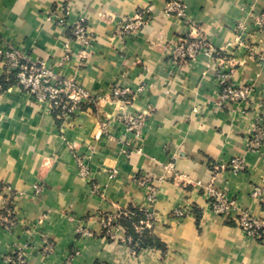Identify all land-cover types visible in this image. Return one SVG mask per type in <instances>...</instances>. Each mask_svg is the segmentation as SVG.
<instances>
[{
	"label": "crops",
	"instance_id": "0c3cea01",
	"mask_svg": "<svg viewBox=\"0 0 264 264\" xmlns=\"http://www.w3.org/2000/svg\"><path fill=\"white\" fill-rule=\"evenodd\" d=\"M167 1L0 0V44L54 68L92 97L59 119L16 85L0 91V210L11 202L15 211L13 229L0 228V264L14 253H23V264H264V243L213 215L203 190L211 184L240 209L264 216V205L250 196L255 187L264 190V138L258 151L248 150L256 125L264 130V62L245 47L264 51V32L253 23L264 0H179L187 21L167 16ZM66 11L70 22L84 18L93 37L88 48L56 24ZM138 13L134 37L114 35ZM187 34L219 54L206 50L172 65V45ZM65 53L70 60L60 68ZM217 57L228 61L238 86L254 88L249 100L221 103ZM115 87L127 89V105L112 100ZM123 113L142 115L140 135L126 130ZM234 157L245 170L220 168ZM140 175L155 187L152 202L148 186L134 179ZM133 209L152 213L145 227L150 244L138 251L123 242L121 226L114 239L102 235L97 217ZM81 228L91 236L79 234Z\"/></svg>",
	"mask_w": 264,
	"mask_h": 264
},
{
	"label": "built area",
	"instance_id": "2783aa9c",
	"mask_svg": "<svg viewBox=\"0 0 264 264\" xmlns=\"http://www.w3.org/2000/svg\"><path fill=\"white\" fill-rule=\"evenodd\" d=\"M165 14L169 17L175 16L187 21L186 7L179 0H168L165 5ZM70 13L66 11L65 16L55 17L56 24L66 30L70 39H73L83 45L86 49L92 44V35L87 28L83 17H78L73 21H68ZM253 23L260 32H264V12L256 17H253ZM142 25L141 14H136L131 19H124L116 27L114 35L122 39L134 37ZM189 33L194 32L195 26L189 24ZM244 25L239 23L235 26L238 31V36L241 38V32ZM239 40V38H238ZM240 41V40H239ZM245 47L250 58H256L264 62V51L258 54L255 49L245 44ZM209 50L211 54L218 55V51L207 40L201 36H191L187 34L185 38L178 39L172 45L170 60L172 65H179L187 61H194L203 51ZM70 56L65 53L58 66L60 68L68 64ZM218 67L216 69V78L220 85L221 103L226 105H235L242 101L249 100L253 87L250 85L238 86L233 81L232 70L227 67L228 61L224 58L217 57ZM0 63L4 68V73H15L17 83L23 92L31 95L39 102L47 103L49 111L52 115L59 119H69L74 112L80 109V105L84 102L92 100L89 93L82 88L76 81L63 78L57 71L43 62H32L24 56H21L15 49L10 46L0 44ZM127 89L115 87L111 91V98L115 101H122L125 105L129 103ZM261 105L264 107V97L261 100ZM119 120L125 125L126 130L131 134L138 136L142 132L143 117L140 114L123 113ZM264 130L260 125L254 128L253 138L248 145V150L256 152L259 150L263 141ZM127 151V150H126ZM79 173L83 178L89 176V172L84 164L82 157H76ZM221 169H229L232 172L238 173L245 170L244 161L240 157H234L226 166H221ZM139 184L147 185L150 192L148 200L154 199L155 187L151 184L149 178L145 176L134 177ZM35 191L39 192L41 187L35 186ZM93 191H97L96 187H92ZM207 197V204L213 215L231 219L237 227L241 229L244 235L248 238L258 239L264 243V216H255L248 210L240 209L236 201L224 195V193L209 184L203 187ZM252 199L259 201L264 205V190L260 187H255L250 192ZM143 211V210H141ZM144 218L140 221L143 227L150 226L152 220L151 211H144ZM15 211L11 202H8L0 210V228L5 231H11L15 225ZM133 215L132 212L125 213ZM178 216L184 214L183 211H177ZM98 222L100 225V233L109 239H114V229L118 227L117 220L119 215L99 214ZM140 227L137 228L139 230ZM77 232L82 235H90L87 229H78ZM128 245L132 243L129 237H125L124 241ZM44 251L49 254L52 252V243L47 239L44 240ZM74 254H78L76 251ZM8 264H23L25 262L23 253H14L6 256ZM65 264H70L67 261Z\"/></svg>",
	"mask_w": 264,
	"mask_h": 264
},
{
	"label": "trees",
	"instance_id": "16d2710c",
	"mask_svg": "<svg viewBox=\"0 0 264 264\" xmlns=\"http://www.w3.org/2000/svg\"><path fill=\"white\" fill-rule=\"evenodd\" d=\"M16 83L17 79L15 73H4L0 78V91L5 90L9 85H16ZM82 107L83 105H80V108ZM131 212L133 215L119 217L117 225L125 229L126 237H129L132 241L130 246L134 251H138V249L148 245L147 243L149 242L145 240V238L149 231L140 225V221L144 219V213L138 209H133ZM138 227H140L141 230H137Z\"/></svg>",
	"mask_w": 264,
	"mask_h": 264
}]
</instances>
